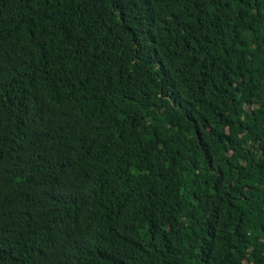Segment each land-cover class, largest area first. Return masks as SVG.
Returning a JSON list of instances; mask_svg holds the SVG:
<instances>
[{
	"label": "trees",
	"instance_id": "trees-1",
	"mask_svg": "<svg viewBox=\"0 0 264 264\" xmlns=\"http://www.w3.org/2000/svg\"><path fill=\"white\" fill-rule=\"evenodd\" d=\"M0 264H264V0H0Z\"/></svg>",
	"mask_w": 264,
	"mask_h": 264
}]
</instances>
